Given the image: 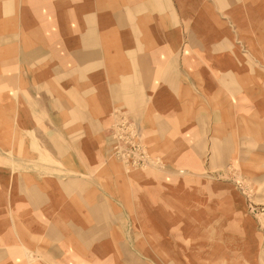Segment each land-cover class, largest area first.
Returning a JSON list of instances; mask_svg holds the SVG:
<instances>
[{
    "label": "crops",
    "instance_id": "obj_1",
    "mask_svg": "<svg viewBox=\"0 0 264 264\" xmlns=\"http://www.w3.org/2000/svg\"><path fill=\"white\" fill-rule=\"evenodd\" d=\"M185 23L210 27L209 69H176ZM244 33L256 59L237 57ZM185 87L217 150L237 134L263 155L264 0H0V264L154 263L165 191L109 157L108 123L185 119Z\"/></svg>",
    "mask_w": 264,
    "mask_h": 264
},
{
    "label": "rangeland",
    "instance_id": "obj_2",
    "mask_svg": "<svg viewBox=\"0 0 264 264\" xmlns=\"http://www.w3.org/2000/svg\"><path fill=\"white\" fill-rule=\"evenodd\" d=\"M183 25L186 32L181 37V49L173 56L176 69L182 63L193 71L200 67L209 69L210 48L213 41L216 42L205 37L210 27L194 29L188 23ZM194 30L202 35L196 33L195 37ZM247 37L248 33H244L231 40L237 47V57L240 54L245 61L257 58L248 53L254 45ZM194 52L197 55L192 54ZM196 61L201 62L200 65H196ZM194 81L191 79L192 83ZM181 91L183 93L173 97L187 102L189 114L185 119H156L158 124L150 119V112L139 111L138 115H133L123 108L111 112L109 128L107 126L109 157L137 173L144 191L153 181L160 197L165 191L170 224L165 237L170 235L171 244L164 242L163 245V231H158L161 238L156 239L154 251L151 249L156 261L149 264H264V180L258 181L253 176L259 169L264 172V153L239 149L243 147L242 137L237 134L232 136L235 150H217L212 139L220 135L213 134L210 125L202 126L201 122L196 124L194 118H188L190 107L193 109V103L196 106L194 88L185 87ZM210 96L208 91L197 100L209 101ZM117 111L124 114L125 127L133 126L139 132L150 158L146 168L128 166L116 154L111 131ZM164 123L167 126H163ZM128 132L124 129L118 134V141L121 135V152V147L130 148V142H137ZM151 229L149 226L148 232ZM144 237L146 239V234Z\"/></svg>",
    "mask_w": 264,
    "mask_h": 264
},
{
    "label": "built area",
    "instance_id": "obj_3",
    "mask_svg": "<svg viewBox=\"0 0 264 264\" xmlns=\"http://www.w3.org/2000/svg\"><path fill=\"white\" fill-rule=\"evenodd\" d=\"M124 122V114L118 111L115 112L113 131H111L112 139L116 142V144L114 145V150L116 151V154L121 157V159L125 162L126 165L131 166L133 168H146L149 164L148 162L150 161V158L147 153V150L143 145L141 138L139 137V132L133 126L125 127L126 123ZM124 129L129 130L128 133L132 136H135L137 142H130L132 144V147L130 148H128L127 146L121 147L123 150L122 153L121 149H119V141L121 140V135L120 140L118 141V134Z\"/></svg>",
    "mask_w": 264,
    "mask_h": 264
}]
</instances>
